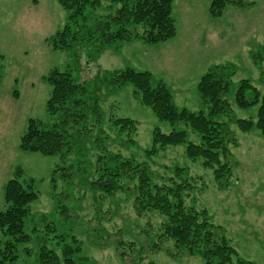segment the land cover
<instances>
[{
    "label": "rangeland",
    "instance_id": "1",
    "mask_svg": "<svg viewBox=\"0 0 264 264\" xmlns=\"http://www.w3.org/2000/svg\"><path fill=\"white\" fill-rule=\"evenodd\" d=\"M210 3L173 0L176 34L166 41L146 43L134 36L95 51L94 44L80 41L67 48L54 47L52 37L68 23V11L58 0H0V211L5 208L8 179L31 181L36 193L24 224L30 238L17 244L16 259L6 264H40L41 246L54 250L58 264H64V244L80 246L73 253L77 264H205L200 254H183L171 238L161 236L165 217L158 210L138 213L132 183L112 196L91 188L97 158L107 151L146 163L154 183L175 176L176 167L184 168L194 185L185 203L207 211L234 247V261L264 264V136L256 127L243 130L236 122L255 120L257 105L239 107L234 99L243 78L264 92V58L258 63L252 59L264 45V0L226 3L219 16L211 14ZM80 24L78 18L70 29L83 30ZM215 64L232 72L231 112L216 117L235 138L225 184L202 159L187 157L186 142L157 145L156 152L150 153L154 130L168 133L171 125L141 103L132 83L113 90L106 81L114 70H147L152 84L162 80L167 85L175 105L207 113L197 83ZM53 70L68 71L87 82L103 118L100 123L88 122L90 130L76 132L80 125L70 129L71 147L64 153L22 150L19 138L29 118L44 123L58 120L46 111L51 85L45 76ZM120 118L134 122H114ZM176 126L197 141L198 134L189 125L179 122ZM6 238L0 231V239Z\"/></svg>",
    "mask_w": 264,
    "mask_h": 264
},
{
    "label": "trees",
    "instance_id": "2",
    "mask_svg": "<svg viewBox=\"0 0 264 264\" xmlns=\"http://www.w3.org/2000/svg\"><path fill=\"white\" fill-rule=\"evenodd\" d=\"M172 1L58 0L68 11V23L52 37L53 45L61 49L71 46L72 42H89L94 44L95 51H100L107 45L120 44L134 36L146 43L166 41L176 34L171 14ZM226 3L242 5L244 0H211V14L221 15ZM78 18L81 19L80 28L83 30L78 28L72 31L70 24ZM263 58L264 45L252 56L256 63ZM231 74L226 66L215 64L200 76L197 90L201 101L208 108L207 113L201 109L192 111L175 105L167 85L162 80L152 84V74L147 70H134L131 67L114 70L106 81L107 87L113 90L125 82L132 83L133 92L141 103L150 106L160 120L171 125L168 133L154 130V146L149 150L150 153L156 152L157 145L164 148L186 142L187 157L191 160L202 159L204 166L213 168L215 178L225 184L230 174V145L235 144V138L227 124L216 117L231 112L228 99ZM1 78L0 66V81ZM45 79L51 85L46 111L56 115L58 120L44 123L29 118L20 135L19 147L25 151L54 155L70 149V129L80 125L76 132L90 130L87 123H100L103 112L97 98L89 93L88 83L73 78L70 72L53 70ZM234 99L239 107L257 105L255 120L240 118L236 122L243 130L254 126L264 136V92H260L249 79L243 78L235 89ZM114 122L133 124L134 121L120 118ZM179 122L186 123L198 134L197 141L190 140L187 131L176 126ZM97 159V175L91 181V188L105 196H112L118 189H127L128 184L132 183L134 205L138 213L148 208L158 210L165 217L161 236L171 238L180 252L200 254L205 264L248 263L240 258L233 260L236 255L234 247L229 244L222 229L212 223L205 209L198 211L193 205L185 203V196L193 190L194 185L184 168L176 167L175 176L163 177L161 183H154L151 180L152 172L144 162L113 151H107ZM16 171L18 176L20 171ZM31 187V181L24 184L15 176L5 183V208L0 211V231L7 238L4 241L0 239V264L14 261L17 244L30 238L24 230V224L29 205L36 198ZM79 249V245L64 244V264H77L73 253ZM39 256L40 264L59 262L58 254L45 246L40 247Z\"/></svg>",
    "mask_w": 264,
    "mask_h": 264
},
{
    "label": "crops",
    "instance_id": "3",
    "mask_svg": "<svg viewBox=\"0 0 264 264\" xmlns=\"http://www.w3.org/2000/svg\"><path fill=\"white\" fill-rule=\"evenodd\" d=\"M171 13H172V11H171Z\"/></svg>",
    "mask_w": 264,
    "mask_h": 264
}]
</instances>
